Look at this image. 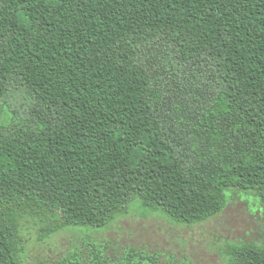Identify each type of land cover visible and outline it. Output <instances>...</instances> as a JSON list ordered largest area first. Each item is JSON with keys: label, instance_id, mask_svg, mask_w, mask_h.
Here are the masks:
<instances>
[{"label": "trees", "instance_id": "16d2710c", "mask_svg": "<svg viewBox=\"0 0 264 264\" xmlns=\"http://www.w3.org/2000/svg\"><path fill=\"white\" fill-rule=\"evenodd\" d=\"M228 191L264 204V0H0V264L29 217L45 238L139 199L196 224Z\"/></svg>", "mask_w": 264, "mask_h": 264}, {"label": "rangeland", "instance_id": "374dc122", "mask_svg": "<svg viewBox=\"0 0 264 264\" xmlns=\"http://www.w3.org/2000/svg\"><path fill=\"white\" fill-rule=\"evenodd\" d=\"M42 225L23 221L19 264H98L95 253L120 264L132 251L134 264H224L230 245L264 244V204L253 193L228 191L218 215L184 224L137 199L105 226H72L41 238Z\"/></svg>", "mask_w": 264, "mask_h": 264}]
</instances>
